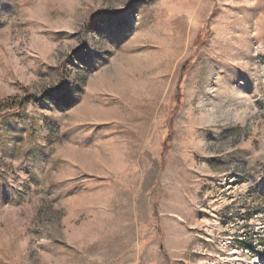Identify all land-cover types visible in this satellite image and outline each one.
<instances>
[{
  "label": "rangeland",
  "instance_id": "obj_1",
  "mask_svg": "<svg viewBox=\"0 0 264 264\" xmlns=\"http://www.w3.org/2000/svg\"><path fill=\"white\" fill-rule=\"evenodd\" d=\"M0 264H264V0H0Z\"/></svg>",
  "mask_w": 264,
  "mask_h": 264
}]
</instances>
